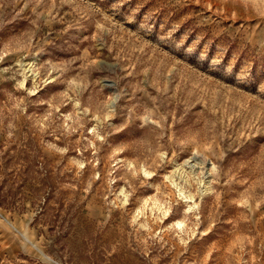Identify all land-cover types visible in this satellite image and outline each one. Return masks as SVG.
Instances as JSON below:
<instances>
[{
    "label": "rangeland",
    "instance_id": "374dc122",
    "mask_svg": "<svg viewBox=\"0 0 264 264\" xmlns=\"http://www.w3.org/2000/svg\"><path fill=\"white\" fill-rule=\"evenodd\" d=\"M0 264H264V0H0Z\"/></svg>",
    "mask_w": 264,
    "mask_h": 264
}]
</instances>
